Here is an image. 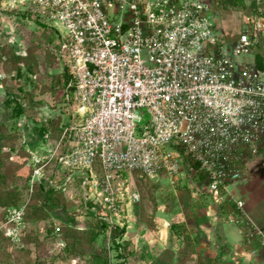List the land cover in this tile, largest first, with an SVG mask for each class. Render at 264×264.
Listing matches in <instances>:
<instances>
[{
  "label": "built area",
  "instance_id": "built-area-1",
  "mask_svg": "<svg viewBox=\"0 0 264 264\" xmlns=\"http://www.w3.org/2000/svg\"><path fill=\"white\" fill-rule=\"evenodd\" d=\"M219 4L0 0V17L20 10L64 32L56 55L76 109L51 152H29L31 182L52 162L68 180L80 176L114 229L141 200L124 188L127 174L164 175L174 185L187 164L204 176L214 204L235 206L239 214L230 219L243 224L247 240L264 237L230 192L264 150V66L242 59L256 42L247 29L233 41L220 39ZM139 111L148 122L137 136ZM23 209L8 210L9 222L20 223Z\"/></svg>",
  "mask_w": 264,
  "mask_h": 264
},
{
  "label": "rangeland",
  "instance_id": "rangeland-1",
  "mask_svg": "<svg viewBox=\"0 0 264 264\" xmlns=\"http://www.w3.org/2000/svg\"><path fill=\"white\" fill-rule=\"evenodd\" d=\"M219 2L220 39L233 41L247 29L256 42L242 59L264 58V0ZM22 12L0 17V264H264V237L247 240L243 224L230 219L234 207L220 211L206 193L204 176L187 164L174 185L164 175L125 176L124 188L141 200L119 215L121 237L108 228L105 208L80 176L68 180L52 162L31 182L29 152L43 157L52 151L76 104L56 55L62 28ZM139 115L137 136L148 122L144 111ZM261 153L230 187L243 207L255 194L253 184H264ZM16 200L24 201L18 224L7 216ZM259 207L258 219L245 215L264 235V198ZM238 229L244 237L231 250L221 232Z\"/></svg>",
  "mask_w": 264,
  "mask_h": 264
},
{
  "label": "crops",
  "instance_id": "crops-1",
  "mask_svg": "<svg viewBox=\"0 0 264 264\" xmlns=\"http://www.w3.org/2000/svg\"><path fill=\"white\" fill-rule=\"evenodd\" d=\"M261 155H259L258 157H254L252 160H250L248 162V164L246 165V172H250L252 170V164L256 163V161L258 160L257 158L261 157ZM246 174V173H245ZM253 189H254V193L255 194H251V199L245 204V207L243 209H245V213H247L248 216H252L253 218H257L258 216H260L258 213L260 212V209L262 207H259V203H260V199L264 198V184H260V183H254L253 184ZM220 211L224 212L225 209L228 210L229 207L233 208V213L236 215L237 213L239 214V212L235 209L234 205H217L215 204ZM229 213V212H228ZM231 213V212H230ZM227 214V213H226ZM241 227V226H239ZM235 232V233H234ZM222 236L225 240V242L227 243V247L231 248V250H233L234 247L237 246V243H239V241L244 237V235H242L241 230H228L225 232H221ZM236 233L240 234L241 236H237Z\"/></svg>",
  "mask_w": 264,
  "mask_h": 264
},
{
  "label": "trees",
  "instance_id": "trees-1",
  "mask_svg": "<svg viewBox=\"0 0 264 264\" xmlns=\"http://www.w3.org/2000/svg\"><path fill=\"white\" fill-rule=\"evenodd\" d=\"M256 64H257V67H259V68H261V67H263L264 66V58L262 57V56H257L256 57ZM69 75H68V80H69ZM18 201L16 200V202L14 203V204H12L13 206L12 207H15V208H19L20 206H22V204H23V202H21V203H17ZM114 230L115 231H118V235H117V237H121L122 235H123V233H124V228H122V229H119L118 227H114Z\"/></svg>",
  "mask_w": 264,
  "mask_h": 264
}]
</instances>
